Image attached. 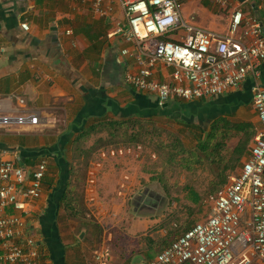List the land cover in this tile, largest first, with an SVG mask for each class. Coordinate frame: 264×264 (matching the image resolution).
<instances>
[{"label": "crops", "instance_id": "obj_1", "mask_svg": "<svg viewBox=\"0 0 264 264\" xmlns=\"http://www.w3.org/2000/svg\"><path fill=\"white\" fill-rule=\"evenodd\" d=\"M183 1L197 14L199 27L227 33L230 11L207 0ZM230 3L247 13L256 6L264 26V0L248 6ZM108 25L88 9L77 13L65 0H0V116L15 118L22 111L40 116L37 126L12 123L0 128V161L21 166L28 180L41 162L46 163L44 180L49 169L54 171L42 185L43 196L29 204L26 215L39 243L40 264H98L95 256L103 247L105 264L152 261L208 220L214 199L239 175L260 130L251 78L221 96L172 99L167 109L155 108L151 95L125 84L119 51L127 45L102 40ZM68 29L73 36L65 35ZM170 74L160 65L155 79L166 82ZM259 83L264 89V62ZM159 116L199 126L205 133L214 124L219 127L198 150L180 146L181 158L175 161L176 150L167 140L121 128ZM226 123L246 127L238 131ZM85 134L90 135L80 159L72 163L67 154ZM142 145H152L155 151H137ZM172 164L182 169L177 180L166 174ZM142 179L161 183L182 214L172 212L163 192H140ZM252 264L264 263L254 259Z\"/></svg>", "mask_w": 264, "mask_h": 264}, {"label": "built area", "instance_id": "obj_2", "mask_svg": "<svg viewBox=\"0 0 264 264\" xmlns=\"http://www.w3.org/2000/svg\"><path fill=\"white\" fill-rule=\"evenodd\" d=\"M77 13L88 9L109 24L105 39L121 41L124 82L155 96L158 106L221 96L253 80L252 105L260 122L248 160L238 176L213 201L207 221L195 225L146 264L264 263V89L259 81L264 62L261 18L234 7L230 0H207L230 11L224 35L186 24L181 0H65ZM121 14V17L117 15ZM23 30L28 26L23 24ZM65 35L73 36L71 29ZM75 46V42L72 43ZM121 62V61H120ZM171 70L169 81L155 79L158 66ZM24 106V101L19 102ZM40 116L22 111L0 116V128L12 123L37 126ZM46 163L28 180L13 161H0V264H40L37 239L26 223L28 206L40 199ZM95 261L105 264L107 249Z\"/></svg>", "mask_w": 264, "mask_h": 264}, {"label": "rangeland", "instance_id": "obj_3", "mask_svg": "<svg viewBox=\"0 0 264 264\" xmlns=\"http://www.w3.org/2000/svg\"><path fill=\"white\" fill-rule=\"evenodd\" d=\"M182 1V0H181ZM188 3L184 2L182 3V8H181V17L183 19V21L188 24V25H194V26H198V20H197V14L195 13H190L189 11V8L187 7ZM245 11V9H244ZM106 30H104V34H103V38L102 40H106L105 38V34H106ZM101 41V40H99ZM97 43V42H95ZM139 123H144L143 121L139 122ZM148 130V132H141V133H145L147 135H149L150 137H160L157 133L158 131L161 132V138L164 139V140H167L168 142H170V144L172 145L173 147V142L174 141V137H177V140L180 141V144L183 146H185L186 148L190 149L192 148V146H194V141L192 140L191 137H189V135L187 134V132H183L181 126L179 125H176V124H173L169 121H167L165 118H156L154 119L153 121L151 122H145L144 124ZM130 129V128H129ZM152 129H155L156 131L154 132H151ZM134 130V129H133ZM135 131H137L135 129ZM139 132V131H138ZM170 134H173V136L171 137ZM83 144H78V145H75L77 146L76 149H74L73 152H71L70 154H67L68 156V160L72 163H77L80 159V150L82 149L83 147ZM137 151H143L144 153H150V155H152V153L155 151L153 150L152 148V145H142L141 147L137 148ZM150 155L145 159L146 161H150L149 160V157ZM179 158H181L179 155H175L174 154V160L177 161L179 160ZM185 158V157H183ZM160 159V158H159ZM160 162V160H159ZM51 168H53V166L50 164ZM151 169L155 170V167L154 165L151 167ZM53 169H49L48 170V173H47V178L45 180L46 183H49L51 177L54 175V171H52ZM162 171V169L160 170ZM159 171V172H160ZM166 174L167 176L173 180V179H176L175 176H178L181 172H182V169L181 168H175V165L172 164V166H170V169H166ZM51 176V177H50ZM177 180V179H176ZM168 186V185H167ZM139 188L141 189L140 192H149V193H155V194H161L162 195V192H163V188H162V185L161 183H159L158 181H155V180H143L142 179V182L141 184L139 185ZM178 188V184L175 185L174 189H175V192L176 194H179V191L177 190ZM135 197H137V194L136 193H133V201L135 200ZM163 198H164V201L165 203L168 205L169 208H171L172 212H174V214H182L183 210L181 209V207H179L178 205H174L173 203H170L169 202V199L168 197H166L165 193L163 192ZM133 201L132 203H129L128 205V213L131 214V211H132V207H133ZM62 215L64 216V213H62ZM109 228L110 226L107 225L105 227V230L106 231H109ZM111 230V229H110ZM104 241V239H102ZM103 243V242H102ZM96 249V246H94V248H92V251Z\"/></svg>", "mask_w": 264, "mask_h": 264}, {"label": "trees", "instance_id": "obj_4", "mask_svg": "<svg viewBox=\"0 0 264 264\" xmlns=\"http://www.w3.org/2000/svg\"><path fill=\"white\" fill-rule=\"evenodd\" d=\"M251 1H253V0H250L249 2H247V3H245L244 5L245 6H248L249 4H250V2ZM249 12L251 13V14H254V12H253V10L252 9H250L249 8ZM160 117V116H159ZM160 118H164V117H160ZM138 120L140 119V116L137 118ZM167 121H169V122H171V123H173V124H176V125H179V126H181V128H182V130H183V132H187V134L189 135V137H191L192 138V140L195 142L194 143V146H192V148H190V149H194V150H198L199 148H201L202 146H204L205 145V143H206V141L209 139V137H210V135L211 134H213L216 130H217V128L219 127L218 125H219V123H217V124H214L213 126H212V128H211V130L209 131V132H207V133H205V131L201 128V127H199V126H192V125H189V124H187V123H184V122H182V121H179V120H172V119H168V118H165ZM154 120V117H149V118H147V119H144V118H141V120L140 121H143L144 123L142 124V123H139V122H137V123H132V124H126L125 126H121V128H127V129H136L137 131H139V132H148V131H150V130H148L147 129V127L144 125L145 124V122L147 123V122H151V121H153ZM225 123V122H224ZM227 124V123H226ZM229 124H227V126H228ZM245 125H242V124H238V125H229L228 126V128H232V129H235V130H238V131H244V129H245ZM95 130H97V129H95ZM154 131H156L155 129H152L151 130V132H154ZM93 132V131H92ZM91 131L89 132L90 134L92 133ZM90 134H85V135H83L78 141H77V143H76V145H78V144H82V143H84L85 142V140L87 139V137H88V135H90ZM160 137L162 136L161 135V132H159L158 131V133H157ZM171 135V137L173 136V134H170ZM173 142V148L176 150V155H181V152H182V145L180 144V141L179 140H177V137H174V141H172ZM72 143V142H71ZM71 143L69 144V146H68V148L65 150V153L67 152V151H69V150H71ZM180 146H181V148H180ZM189 149V150H190ZM74 151V150H73ZM189 152V151H188ZM45 181V180H44ZM44 181H43V183H44ZM61 203L62 204H64V200L62 199L61 200ZM61 203H60V205H61ZM41 255V254H40Z\"/></svg>", "mask_w": 264, "mask_h": 264}, {"label": "water", "instance_id": "obj_5", "mask_svg": "<svg viewBox=\"0 0 264 264\" xmlns=\"http://www.w3.org/2000/svg\"><path fill=\"white\" fill-rule=\"evenodd\" d=\"M235 1L238 4H240V5H244L245 3L249 2L250 0H235ZM253 10H254L255 15L260 19V16L258 14V10H257V7L256 6H253ZM150 100H151L152 103H155L156 104V107L155 108H157V109L165 110V109H167L169 107L168 104H165V105L159 107L158 106V99L155 96H151L150 97ZM132 264H143V262L140 261L139 259H135Z\"/></svg>", "mask_w": 264, "mask_h": 264}]
</instances>
